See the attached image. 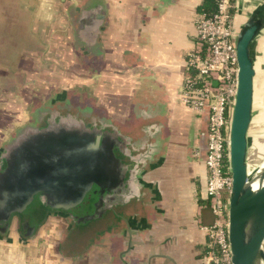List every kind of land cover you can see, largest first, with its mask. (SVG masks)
Masks as SVG:
<instances>
[{
  "label": "crops",
  "instance_id": "0c3cea01",
  "mask_svg": "<svg viewBox=\"0 0 264 264\" xmlns=\"http://www.w3.org/2000/svg\"><path fill=\"white\" fill-rule=\"evenodd\" d=\"M203 1L0 0V151L27 109L32 117L53 103L112 127L103 133L113 148L149 151L130 168L125 162L133 194L91 221L40 206L27 235L13 216L0 232V264H211L202 229L214 221L204 165L208 115L179 96ZM254 11L264 16V0H235L236 24ZM253 52L257 72L264 29ZM25 54L32 55L28 84ZM40 92L46 99L33 109Z\"/></svg>",
  "mask_w": 264,
  "mask_h": 264
},
{
  "label": "water",
  "instance_id": "95a60500",
  "mask_svg": "<svg viewBox=\"0 0 264 264\" xmlns=\"http://www.w3.org/2000/svg\"><path fill=\"white\" fill-rule=\"evenodd\" d=\"M236 28L238 73L228 150L232 177L228 242L232 264H261L264 261V186L254 215L245 212L243 200L253 182L264 178V165L251 174L247 161L256 75L253 46L264 29V16L254 11ZM93 129L70 119L67 122L59 120L29 133L28 144L22 143L20 134L12 139L5 147L7 167L4 170L0 167L1 233L8 229L15 213L33 212L47 205L51 210L59 204L64 209L75 206L80 211L85 207V198L91 196L87 193L92 185L103 188L109 181L112 187L114 182L118 187L125 184L124 179H129L127 164L115 156L112 143L105 145ZM118 151L125 154L121 149ZM111 175L115 177L109 178ZM93 217L94 214L87 213L76 223ZM36 226V222L33 227L27 225L25 233L32 235Z\"/></svg>",
  "mask_w": 264,
  "mask_h": 264
},
{
  "label": "built area",
  "instance_id": "2783aa9c",
  "mask_svg": "<svg viewBox=\"0 0 264 264\" xmlns=\"http://www.w3.org/2000/svg\"><path fill=\"white\" fill-rule=\"evenodd\" d=\"M235 0H217L216 11L195 18V44L185 61L181 102L197 114L207 111L206 195L214 215L202 229L208 239L206 260L232 264L228 242V201L232 177L228 150L237 89Z\"/></svg>",
  "mask_w": 264,
  "mask_h": 264
},
{
  "label": "flooded vegetation",
  "instance_id": "af4514ba",
  "mask_svg": "<svg viewBox=\"0 0 264 264\" xmlns=\"http://www.w3.org/2000/svg\"><path fill=\"white\" fill-rule=\"evenodd\" d=\"M63 108H62L63 111L60 107L54 110L51 109L50 111L49 110L44 111V112L42 110L37 111L32 116L34 117L33 119L34 122L31 124L22 125L21 129L17 130V133L15 134V136L20 134V137L23 138L22 143L23 142L27 143L30 141V138H31V136L28 134L45 127L48 122L54 123L59 120L63 122H67L70 119L75 122L83 123L87 128H90V129L94 128L93 130L96 132L95 135L101 136V140L103 141L105 145L108 143H113V139L108 134L103 133L105 128H107L108 130H112V127L105 126L104 123L100 121L99 118L87 117L85 113L74 111V110H69L67 109L66 105H63ZM12 139L9 140L7 145L10 144ZM113 151L115 153V156L121 157L124 162L129 164V168L130 166L135 165L139 157L142 156L144 159H146L149 156V151L147 150V148H144V150H140V149L130 150L128 154L127 152H125L126 155H122L117 149H115V147L113 148ZM124 151H127V150L125 149ZM6 157H7V153L5 152V149L3 151H0V167L2 170H4L7 167ZM114 177L115 175L109 176V178H114ZM124 180H125V184H122V186L119 185L120 187H118V185L115 182L113 183V187H112V182L110 181L108 182V185L103 186V188H98L92 185L91 189L88 190V193H87V195L91 194V196L89 195L90 196L89 198L87 199L85 198L84 200L85 207H83L82 210L80 211L77 210L75 206H71L70 208L64 209L62 208L61 204L55 205L53 209L51 208L50 209L52 211H55L59 215L65 217L67 220H70L75 223L76 221L82 219L87 213L94 214V217L92 219H89L84 222L86 223L88 221H91L99 217L101 213H103V211L105 212V211H109L113 209V207L119 204L120 201L126 199L127 196L129 197L130 195L133 194L134 187L131 184V181L127 180L126 178ZM99 181H101V178ZM38 193H36V195ZM35 196H34V199L36 200L37 197ZM42 196L44 197L45 193H43ZM49 207L50 205H47L45 208H49ZM36 209L33 212H30V211L22 212V213L18 212L14 214V216H16L15 219L18 221L19 226L23 229L24 232L27 230V225H31V227L34 226V223L36 222L35 220Z\"/></svg>",
  "mask_w": 264,
  "mask_h": 264
},
{
  "label": "rangeland",
  "instance_id": "374dc122",
  "mask_svg": "<svg viewBox=\"0 0 264 264\" xmlns=\"http://www.w3.org/2000/svg\"><path fill=\"white\" fill-rule=\"evenodd\" d=\"M26 41V40H25ZM32 55L30 54H25V67H24V79H25V84L29 83V79H31V76L29 77V72L32 71L31 68H29L27 66V64L29 63L28 58H30ZM28 77V78H27ZM263 82V84H262ZM255 99H254V116H253V121L251 122V126L249 129V149H248V156H247V161H248V168H249V173L253 174L258 167L260 166V164L262 163V161L264 160V64L262 68H259V66L257 67V72L255 75ZM24 93V92H23ZM26 95L28 96V99L31 101L32 96H30V94H27V91L25 92ZM24 93V95H25ZM39 94H41L39 96L40 100H37V102L33 101V109H36L37 107H39L42 103L43 100L46 99V96L43 95L44 92H40ZM25 95V97L27 98V96ZM30 101H24V105L28 106V104H30ZM30 102V103H29ZM14 104L15 102L12 101L10 102V104ZM31 103V104H32ZM35 103V105H34ZM9 104V105H10ZM59 106L58 103H53V105H51V108L49 109H57ZM13 110H15V107L12 108ZM33 110H31V107L29 109H27V112H32ZM50 111V110H49ZM63 111V109H62ZM30 113H25V118H24V122L21 123L20 125H27V124H31L34 122V117L30 116ZM39 124V123H38ZM11 135V134H10ZM22 234V232H21ZM263 249H264V242H263Z\"/></svg>",
  "mask_w": 264,
  "mask_h": 264
},
{
  "label": "bare ground",
  "instance_id": "6f19581e",
  "mask_svg": "<svg viewBox=\"0 0 264 264\" xmlns=\"http://www.w3.org/2000/svg\"><path fill=\"white\" fill-rule=\"evenodd\" d=\"M254 95H255V92H254ZM263 165H264V160L262 161V163L260 164L258 169L261 168ZM263 186H264V178L259 180V181L256 180L255 182H253V185L250 189V192L248 193V195L243 200V207L245 209V212L249 216H252L255 214L256 203H257V200L259 198L261 188ZM261 264H264V261H261Z\"/></svg>",
  "mask_w": 264,
  "mask_h": 264
},
{
  "label": "trees",
  "instance_id": "16d2710c",
  "mask_svg": "<svg viewBox=\"0 0 264 264\" xmlns=\"http://www.w3.org/2000/svg\"><path fill=\"white\" fill-rule=\"evenodd\" d=\"M217 0H204L200 6V12L211 15L216 11Z\"/></svg>",
  "mask_w": 264,
  "mask_h": 264
}]
</instances>
